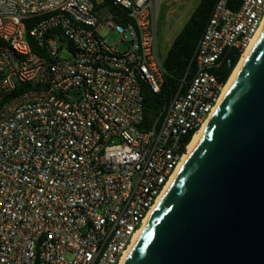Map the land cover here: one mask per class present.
<instances>
[{
    "label": "built area",
    "instance_id": "1",
    "mask_svg": "<svg viewBox=\"0 0 264 264\" xmlns=\"http://www.w3.org/2000/svg\"><path fill=\"white\" fill-rule=\"evenodd\" d=\"M196 1L0 0V264H121L264 23V0H217L191 78L142 129L160 15Z\"/></svg>",
    "mask_w": 264,
    "mask_h": 264
},
{
    "label": "water",
    "instance_id": "2",
    "mask_svg": "<svg viewBox=\"0 0 264 264\" xmlns=\"http://www.w3.org/2000/svg\"><path fill=\"white\" fill-rule=\"evenodd\" d=\"M121 264H264V30Z\"/></svg>",
    "mask_w": 264,
    "mask_h": 264
},
{
    "label": "trees",
    "instance_id": "3",
    "mask_svg": "<svg viewBox=\"0 0 264 264\" xmlns=\"http://www.w3.org/2000/svg\"><path fill=\"white\" fill-rule=\"evenodd\" d=\"M216 1L200 0L182 30L174 39L164 60L167 73L162 90L159 93H154L150 87H144V121L141 127L142 129L150 126L160 116L172 95L180 89L183 79L186 77L187 82L191 78L193 71V63H191L192 57L213 12ZM238 58L235 57L233 68L237 64ZM233 68L228 70L222 66L217 71L219 78L227 81ZM185 87L186 84L184 83L181 90ZM24 88L19 87L16 93L22 91ZM191 136L192 133L189 137L185 138V142H188Z\"/></svg>",
    "mask_w": 264,
    "mask_h": 264
},
{
    "label": "rangeland",
    "instance_id": "4",
    "mask_svg": "<svg viewBox=\"0 0 264 264\" xmlns=\"http://www.w3.org/2000/svg\"><path fill=\"white\" fill-rule=\"evenodd\" d=\"M200 0H197L194 4L193 7L188 11V13L185 15V17L182 19L181 24H178L176 26H171L168 28L167 23L164 21V13L160 15L159 18V31H158V54L161 59V61L164 62L166 59L167 53L176 38V36L179 34V32L182 30L184 24L187 22L189 19L191 13L195 9V7L198 5ZM103 36L107 37V39L111 43H115L119 35L117 33L112 32L109 28H105L102 30ZM122 49L123 46H120Z\"/></svg>",
    "mask_w": 264,
    "mask_h": 264
},
{
    "label": "bare ground",
    "instance_id": "5",
    "mask_svg": "<svg viewBox=\"0 0 264 264\" xmlns=\"http://www.w3.org/2000/svg\"><path fill=\"white\" fill-rule=\"evenodd\" d=\"M264 30V23H263V26L261 27V29L259 30L258 34L256 35V37L253 39L252 41V44L251 46L248 48V50L244 53L242 59L239 61V63L237 64V66L235 67V69L233 70L228 82L226 83L224 89H223V92H222V95H221V98L217 104V106L215 107L214 111L212 112L211 116L209 117V119L204 123V125L199 129V131L194 135L189 147H188V151L187 153L185 154L182 162L180 163V165L178 166L176 172L174 173L172 179L170 180L169 184L167 185L165 191L163 192V194L159 197V200H158V203L155 205V207L152 209V211L149 213L148 217L149 218L150 216L153 215L154 211L156 210V208L158 207V205L160 204L162 198L164 197L166 191L168 190V188L170 187L171 183L174 181V179L176 178V176L179 174V172L181 171V169L183 168V166L185 165V163L187 162V160L189 159V156L192 152V149L196 143V141L198 140V138L201 136V134L203 133V131L207 128V126L209 125L211 119L213 118L214 114L216 113L217 109H218V106H220V104L222 103V101L224 100L226 94L228 93L233 81H234V78H235V75L236 73L238 72L239 68L241 67V65L243 64V62L245 61V59L247 58V56L249 55V53L252 51V49L254 48L257 40L259 39L261 33L263 32ZM146 218V220H147ZM145 220V222H146ZM127 254V253H126ZM125 257V256H124ZM124 259V258H123ZM123 261V260H122ZM122 263V262H121Z\"/></svg>",
    "mask_w": 264,
    "mask_h": 264
}]
</instances>
